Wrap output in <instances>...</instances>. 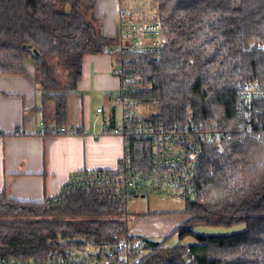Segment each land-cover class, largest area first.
Returning <instances> with one entry per match:
<instances>
[{
    "label": "trees",
    "instance_id": "trees-1",
    "mask_svg": "<svg viewBox=\"0 0 264 264\" xmlns=\"http://www.w3.org/2000/svg\"><path fill=\"white\" fill-rule=\"evenodd\" d=\"M95 1L0 0L1 72H25L29 58L42 98L54 104L53 121L62 125L67 96L77 93L82 57L117 53L133 72L136 103L156 106L144 119L168 126L191 119L223 129L229 136L221 151L207 147L200 195L184 197L187 218L174 230L180 239L193 235L198 241L163 247L165 239L143 237L144 264H264V95L239 106L245 83L264 90V0H153L151 21L167 37L158 52L113 49L116 40L102 33ZM5 191L0 256L41 260L129 230L123 195L109 185L71 186L61 198L42 201L10 198ZM195 222L242 228L205 235L189 227Z\"/></svg>",
    "mask_w": 264,
    "mask_h": 264
},
{
    "label": "built area",
    "instance_id": "built-area-1",
    "mask_svg": "<svg viewBox=\"0 0 264 264\" xmlns=\"http://www.w3.org/2000/svg\"><path fill=\"white\" fill-rule=\"evenodd\" d=\"M116 29L120 44L115 50L158 52L167 42L165 29L158 21L135 22L122 10L118 11ZM115 72L119 77L115 104L119 106L116 105L120 120L111 127L105 126L103 132L113 133L121 139L116 165L109 169H81L70 173L58 193L50 199L61 198L71 186L101 185L112 186L121 192L125 203L127 199L148 191L198 197L201 166L208 156L207 147L213 146L214 150L221 151V140L229 134L221 128L211 127L212 123L207 127L191 119L171 126L144 119L131 95L135 82L133 72L123 68L120 60ZM258 95H264L258 83H245L240 91L241 110L249 104L250 97ZM96 110L100 112L102 108ZM77 132L80 131L74 127L54 121L39 123L38 133L43 135ZM143 237L141 233H133L130 227L126 234L116 235L109 242L87 239L65 252L49 253L34 261L0 256V264H144L148 249Z\"/></svg>",
    "mask_w": 264,
    "mask_h": 264
},
{
    "label": "crops",
    "instance_id": "crops-1",
    "mask_svg": "<svg viewBox=\"0 0 264 264\" xmlns=\"http://www.w3.org/2000/svg\"><path fill=\"white\" fill-rule=\"evenodd\" d=\"M121 8V0L95 1L94 14L102 33L116 40L113 49L120 43L116 21ZM115 54L82 57L77 93L67 96L63 124L80 131L74 134L38 133L40 121L53 122L54 104L52 108L42 98L29 58L24 60L25 72L21 74H4L0 70V191L5 189L8 197L18 200L42 201L57 194L72 172L116 165L121 139L103 132L105 126L111 127L120 120V112L112 101L119 84V77L114 74ZM97 107L102 110L98 112ZM153 214L136 217L133 226L147 232L146 220H158ZM160 223L165 228L167 224L179 223V219Z\"/></svg>",
    "mask_w": 264,
    "mask_h": 264
},
{
    "label": "rangeland",
    "instance_id": "rangeland-1",
    "mask_svg": "<svg viewBox=\"0 0 264 264\" xmlns=\"http://www.w3.org/2000/svg\"><path fill=\"white\" fill-rule=\"evenodd\" d=\"M121 3H122V7L128 11L130 18L135 22H144V21L149 22L154 18H156L157 9H156V4L154 3L153 0H121ZM115 56H116L115 58L116 60L114 61V66L118 68L119 67L118 54L116 53ZM114 74L118 78L117 73L114 72ZM113 92L114 93H112V101H114L115 103V96L119 92V84H118V89ZM47 104L53 108L52 102L48 101ZM136 109L139 111L138 113L142 115H146L152 111H155L156 106L150 104L137 103ZM46 114L47 115L49 114V109L48 111L46 110ZM184 203H185V198L183 196L177 194H167L159 191H148L145 196H141L140 194L136 197L129 198L125 203L126 210L128 212V217L131 220L129 222V228L132 227L133 233H141L147 238L155 241L165 239L162 244L163 247L172 246L178 242L196 243L198 240L197 238H195V236L187 235L183 239H180L178 236V231L174 232L176 227L183 222L182 220L184 218H187V214L183 213ZM152 213H154L153 215L157 216L156 219L158 220L154 223H152L149 220H146V224H147L146 227L148 230L147 232L136 227L135 225L133 226V222L136 217L145 216L148 218L152 216L151 215ZM168 219L170 220L179 219V223L167 224L164 228V223H160V221L167 222ZM189 227L195 233L209 235V234H222L230 231L239 230L242 228V224H235L232 226H221V225L207 224L205 222H195ZM147 233L149 234L147 235Z\"/></svg>",
    "mask_w": 264,
    "mask_h": 264
},
{
    "label": "water",
    "instance_id": "water-1",
    "mask_svg": "<svg viewBox=\"0 0 264 264\" xmlns=\"http://www.w3.org/2000/svg\"><path fill=\"white\" fill-rule=\"evenodd\" d=\"M141 196H144V194H142Z\"/></svg>",
    "mask_w": 264,
    "mask_h": 264
},
{
    "label": "bare ground",
    "instance_id": "bare-ground-1",
    "mask_svg": "<svg viewBox=\"0 0 264 264\" xmlns=\"http://www.w3.org/2000/svg\"><path fill=\"white\" fill-rule=\"evenodd\" d=\"M160 21V20H159Z\"/></svg>",
    "mask_w": 264,
    "mask_h": 264
}]
</instances>
